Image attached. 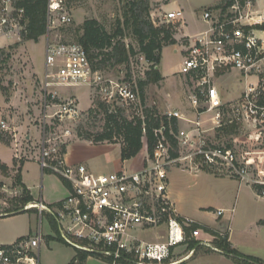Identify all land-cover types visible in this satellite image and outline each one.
<instances>
[{
  "label": "built area",
  "instance_id": "obj_1",
  "mask_svg": "<svg viewBox=\"0 0 264 264\" xmlns=\"http://www.w3.org/2000/svg\"><path fill=\"white\" fill-rule=\"evenodd\" d=\"M22 18L23 10L15 7L14 0H0V47L20 39ZM150 18L155 25L178 23L177 30L184 19L181 9L162 14L158 23ZM200 18L208 27L181 38L183 57L178 72L186 78L185 96L195 118L176 109L167 110V119L189 124L176 131L169 126L175 146L163 127L153 128L154 141L148 151L143 128L144 159L139 169L97 173L83 163L64 159L63 149L72 130L70 123L80 118L81 111L75 97L62 100L55 88L85 84L91 95L96 94L107 103L115 101L126 115L142 120L144 107L136 85L124 78H105L101 71L92 69L79 43L57 41L51 36L59 27L71 24L73 15L66 0H47L36 161L41 174L50 171L66 182L68 193L50 207L41 200L24 205V210L36 211L38 223L33 232L0 244V264H41L43 214L55 218L67 244L89 256L107 258L109 264H179L197 246L217 249L213 245L215 236L194 219L177 214L169 200L168 172L174 166L192 172L208 169L239 182L262 185L257 196L264 198V180L253 178L247 163L238 161L231 147L213 143L208 134L232 122L248 129L264 128V3L260 7L256 0H224L216 7L202 8ZM140 59L147 63L142 54ZM233 73L245 85L235 101H226L218 83ZM0 130L12 135L14 158L21 160L25 151L18 143L16 130L4 120ZM223 211L217 209L216 215ZM159 226L165 231L154 241L138 235L140 230ZM228 229L229 226L217 233L227 236ZM188 242L194 245L188 248ZM184 244H188L183 249L188 254L176 259L181 254L176 249Z\"/></svg>",
  "mask_w": 264,
  "mask_h": 264
},
{
  "label": "rangeland",
  "instance_id": "obj_2",
  "mask_svg": "<svg viewBox=\"0 0 264 264\" xmlns=\"http://www.w3.org/2000/svg\"><path fill=\"white\" fill-rule=\"evenodd\" d=\"M121 0H66L67 8L73 15V22L59 27L51 35L57 41L75 42V30L86 18L97 19L103 27L113 32L117 26V20L121 17ZM169 0H150V16L156 23L159 22L163 12L160 9L162 3ZM172 1V0H171ZM217 0H179L185 6L183 18L191 31H199L206 28V24L200 18V11L208 4ZM258 5L263 6V0H257ZM182 25L180 24L179 28ZM178 28V30H179ZM178 30L175 29L176 32ZM175 32V33H176ZM174 33V34H175ZM124 42L137 50V43L131 30H124ZM43 42L9 41L0 48L4 52L0 54V119L4 120L11 128H15L18 143H22L25 154L19 169L21 184L30 186L34 197L37 196L41 186L43 195L46 192L57 198L62 189L61 178L50 171L40 175V170L33 152L36 150L38 130L41 122V71L43 68ZM18 43V44H16ZM177 48V49H176ZM181 46L178 44L164 45L160 53L158 70L162 80L155 84H148L144 88L143 107L155 106L160 113L167 109L177 108L180 111L188 110V102L185 96L186 78L178 72L182 60ZM130 66V79L135 86L136 77L143 78L148 64L140 59L137 52L132 58ZM126 70L122 67H108L101 73L105 78L125 79ZM138 78V77H137ZM245 85L244 80H239L232 74L222 78V99L235 101L239 91ZM64 95L73 96L77 100V107L82 110L80 118L70 123L71 134L68 141V155L73 161L83 163L97 173H109L117 169H135L140 164L144 152L136 157L120 160V143L118 142H94L84 136L85 130L96 131L102 126V115L92 118L88 114L91 107L90 87L85 84L66 88ZM67 97V98H68ZM6 112V115H4ZM8 114V115H7ZM2 117V118H1ZM178 124L179 128H182ZM78 126L83 131L78 135ZM242 124L232 134L214 133L211 130L209 140L215 144L230 145L235 152L238 161H244L248 165L250 175L255 179L264 180V128L248 129ZM27 137H30L27 140ZM13 138L10 136L9 144L0 142V159H8L14 155ZM20 146V145H19ZM18 161V160H17ZM18 163V162H17ZM20 165H13L11 169L3 172L0 169V244H9L16 237L27 235L35 229L38 218L34 209L23 210L12 214L13 208L18 206L17 197L21 193V187L16 182V170ZM178 170V171H177ZM174 174V175H173ZM171 186L178 191L180 203L191 212L196 219L210 223L222 231L226 230L230 222L231 228L245 227L247 231L259 233L264 236V224L257 230V219H264V198L256 196L251 191L250 185L243 183L238 187V180L228 176L214 174L208 169L200 168L197 172L185 169H174ZM23 184V185H24ZM253 185V184H252ZM169 182H168V185ZM68 193V192H67ZM229 194V196H228ZM67 195V194H66ZM226 195V197H225ZM66 197V196H65ZM224 197L226 199H224ZM7 203V206L5 203ZM218 207L226 208L223 214L216 215ZM234 208L231 211V208ZM256 219V220H255ZM255 220V222H254ZM44 241L40 248L41 264H67L75 254V248L58 237V227H54L50 218L43 214L41 218ZM180 245L176 251L183 250ZM241 251L246 249L240 247ZM84 264H109L106 259L92 256ZM185 264H241L232 256L221 250L198 247L192 258ZM252 264V263H250Z\"/></svg>",
  "mask_w": 264,
  "mask_h": 264
},
{
  "label": "trees",
  "instance_id": "obj_3",
  "mask_svg": "<svg viewBox=\"0 0 264 264\" xmlns=\"http://www.w3.org/2000/svg\"><path fill=\"white\" fill-rule=\"evenodd\" d=\"M46 2L47 0H14L15 7L22 8L23 10L21 41L38 42L45 34ZM122 7L121 17L117 20V26L113 32L107 31L97 19L86 18L77 26L74 40L84 48L93 70L102 72L108 67H122L126 70L125 79H130L131 77L129 66L131 58L137 52L142 54L148 66L144 71V77L137 76L138 78L136 77L135 82L138 97L142 102L145 86L150 83H158L162 80V75L157 67L160 61L161 49L164 45L176 43L174 33L179 24L160 23L155 25L150 18V0H125ZM125 29L132 31L137 43V50L132 45L124 42ZM1 52H4L3 48H0V54ZM91 101L92 104L88 109V114L92 118H97L99 114L102 115V126L96 131L85 130L84 136L96 143L103 141L116 143L117 139H119L121 160L134 157L143 152L145 144L143 140V128H145L148 151L151 150L154 141L153 128L163 127L167 139L175 146L174 137L168 133V128L170 126L173 131H176L178 121L176 118L167 119L166 115L158 112L155 106L143 108L144 118L142 120L136 115H126L115 101L107 103L102 101L96 94L91 95ZM239 126L234 122L226 123L216 128L214 133L223 132L225 134H232ZM81 128L82 126H78L77 128L78 135H81L83 132ZM0 141L4 144H9L10 135L0 130ZM228 146L230 147V145ZM63 152H65L64 149ZM21 164L22 160L17 167L15 177L16 182L21 187V193L16 200L18 206H15L12 209L13 211L22 209L24 205L33 201L29 190L25 185L21 184L19 176ZM0 169L6 172L8 167L0 163ZM62 182L66 184V182ZM252 186L256 192L263 187L259 184H253ZM47 216L54 227H58L55 218L50 214H47ZM202 229L215 236L213 239L214 247L232 256L238 263L249 264V261H252L256 264H264V261L257 257L244 255L232 248L226 235L221 236L217 231L211 230L206 226H202ZM58 237L61 241L65 242L60 233ZM193 245V243L189 244L190 247ZM88 256L89 253L86 251L75 248V255L67 264H84ZM103 259L107 260V258ZM179 264H184V262Z\"/></svg>",
  "mask_w": 264,
  "mask_h": 264
},
{
  "label": "crops",
  "instance_id": "obj_4",
  "mask_svg": "<svg viewBox=\"0 0 264 264\" xmlns=\"http://www.w3.org/2000/svg\"><path fill=\"white\" fill-rule=\"evenodd\" d=\"M223 1L224 0H217L216 2H213V3L208 4L206 7L207 8L216 7L218 5H221V3ZM256 2H257V0H256ZM263 3H264V0H263ZM206 7H203V8H206ZM160 9L163 12V14L166 13V12H170L172 10H176V9H181L182 12H184L186 10L185 9V6L182 5L179 2V0H172V1L169 0L166 3H162L161 6H160ZM183 15H184V13H183ZM181 23H182L181 24L182 26L179 28L178 32H176L174 34V38L176 39V43L173 44V45L178 44L179 46H181L180 40H181L182 37L191 36V35H194V34H196V33L201 32V31L204 30V29H202V30H199V31H191V29H189L187 27L186 22H185V19H183V21ZM204 23L206 24V28H207L208 27V24L206 22H204ZM42 39H43V37H41V41H42ZM232 75H234V77H236V79H238V81H239V78H238L237 74H234L233 73ZM218 87H219L220 91L223 94V89L224 88L222 86V80H220V82L218 83ZM66 88H68V87L60 86V87L55 88L56 91L59 94V98L62 99V100L66 99L69 96V95H64L65 94V91L64 90H66ZM241 90H242V88L240 89L239 94H240ZM90 95H91V92H90ZM171 109L179 110L177 108H171ZM167 110H170V109H167ZM80 111H82V110H80ZM180 112H182L185 116H187L186 113H184L185 111H180ZM186 112L189 114V116H187L188 118H191V119H194L195 118V114L192 112V109L189 106V104H188V110ZM4 115H6V112H5ZM1 121H2V119H0V122ZM177 121H178L177 122L178 124H181V122H179V121H182L183 122L182 123V128H186V127L189 126V124L187 122L183 121V120H177ZM3 145H4V143H3ZM67 150H68V146H66V148H65L64 159L68 163H80V162L73 161L70 158V156L68 155V151ZM33 154H35L34 158L36 159L37 149L33 152ZM136 156H138V154ZM136 156H134V157H136ZM143 159H144V154H143L142 159L140 160V164L139 165H136V167H133L135 169H132V170L139 169L140 166L142 165ZM21 160L23 161V158ZM21 160H18L17 161V159L14 158V155L10 154L9 157H8V159H3V161L0 159V163L5 164L8 167V170H9V169H11L13 167L14 164L17 165L18 163H20ZM120 160H121V158H120ZM121 161H124V160H121ZM112 169L114 171L120 170V169H117V168L115 170V167L114 168L112 167ZM174 169L176 170V169H182V168H180L178 166H174V167H172L169 170V172H168V179L167 180L169 182L170 187L167 186V195H168L169 200L172 202V204H173V206H174L177 214H179L180 216L190 217V218L194 219L201 227L202 226H206V227H208V228H210L211 230H214V231H222L223 229H220L219 227H216V226H214V225H212L210 223L204 222L203 220L196 219V217H194V215L191 212L187 211V209L180 203V201L178 199V191H176V189L174 190V188H172V186H171L172 176L174 175V174L172 175V173H173ZM39 170H40V168H39ZM40 175L41 176L43 175V174H41V171H40ZM242 184L243 183H241V182L238 181V187L241 186ZM245 184H247V186L250 185L248 183H245ZM248 187H250L251 191H254V193H256V191L254 190V188H253L252 185H250ZM26 188L29 190L30 194L32 195L33 201L41 200L44 205L49 206V207L57 204L60 200H62L66 196V194L68 192L67 185L65 183H63V182H62V189L59 187L60 194L62 193V195L61 196L58 195L57 198H54L52 196V194L49 193V192H46V194L44 196L43 195V192H42V189H41V186L39 187V191L37 193V196H35V197H34L33 193L31 192L30 186L27 185ZM228 196H229V194H228ZM256 196H257V193H256ZM225 197H226V195H225ZM225 197H224V199H226ZM257 197H259V196H257ZM260 198H262V197H260ZM4 203L7 206V203L6 202H4ZM217 209L226 210V208H223V207H218ZM231 209L233 210L234 208L232 207ZM45 215H47V214H45ZM255 220H254V222H255ZM263 224H264V219L259 217L257 219L256 224H255L256 225V229L259 230L263 226ZM228 226H229V229L226 232H227L228 241H229V243H230V245H231L232 248L236 249L237 251H239L240 253H242L244 255L254 256V257H257V258H259V259H261V260L264 261V236L263 235H260L259 233H254V232L247 231V229H245V227H241V228H238V229L237 228H235V229L234 228H231L230 227V222H229ZM164 231H165V227L159 226V227H157V228H155L153 230H148V231L147 230H140L139 233H138V235L140 237L146 239V240L154 241L159 236L158 234L159 233H163ZM22 236H24V235H22ZM17 238H19V237H16V239ZM188 244H189V242H188ZM188 244H187V246H188ZM183 246L185 247L186 245L184 244ZM189 247L190 246H188V248ZM198 247H201V246H197L195 248V251L193 252V254L191 256H189L188 258H186L185 260L182 261V262H184V264H185V262L188 259H190V258L193 257V255L195 254V252H196V250H197ZM240 247L246 249V251H244V250L241 251L239 249ZM177 252H179V253L181 252V254L176 259L181 258V257H184L185 255L188 254V251H183V250H179ZM91 257L92 256H88L86 258V260L90 259Z\"/></svg>",
  "mask_w": 264,
  "mask_h": 264
},
{
  "label": "water",
  "instance_id": "obj_5",
  "mask_svg": "<svg viewBox=\"0 0 264 264\" xmlns=\"http://www.w3.org/2000/svg\"><path fill=\"white\" fill-rule=\"evenodd\" d=\"M23 210H24V209L22 208V209H19V210L13 211V212H11V213H12V214H15V213L22 212ZM249 263L256 264V263H254V262H252V261H249Z\"/></svg>",
  "mask_w": 264,
  "mask_h": 264
}]
</instances>
